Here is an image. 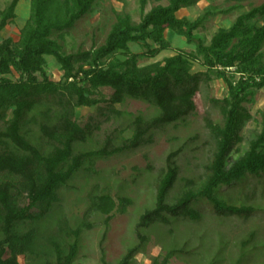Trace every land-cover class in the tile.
Instances as JSON below:
<instances>
[{"label": "trees", "instance_id": "1", "mask_svg": "<svg viewBox=\"0 0 264 264\" xmlns=\"http://www.w3.org/2000/svg\"><path fill=\"white\" fill-rule=\"evenodd\" d=\"M29 1L30 16L19 42L9 38L0 44V264H21V256L27 264H74L82 230H72L64 220L56 227L49 223L59 200L57 191L85 163L147 145L156 130L185 120L197 109L195 98L201 84L215 79L226 82L228 95L211 100L223 124L207 122L215 149L205 166V179L199 186L189 181L171 204L169 195L179 176L178 152L172 154L157 183L155 207L137 225L140 244L130 248L119 264H133L144 252L149 242L145 230L155 224L171 225L173 220H199L198 208L203 205L219 217H249L256 212L254 206L230 203L222 191L249 177L264 178V112L262 132L245 153H237L244 142L243 128L253 119L247 104L264 89V3L240 15L230 28H220L207 44L197 31L215 12L207 11L194 21L177 16L204 0H169L168 5H158L148 13L145 9L151 0H139V24L130 15L117 14L104 45L65 54L54 36L64 39L78 21L93 12L98 0ZM19 2L12 0L0 9V37L16 19ZM169 31L185 38L195 50H179L163 61L141 66V58H154L172 49ZM132 43L142 44L146 51L133 53ZM48 57L63 71L60 82L53 81L46 70ZM194 63L206 71L193 73ZM15 73L20 76L18 81L9 77ZM104 88L114 91L109 100L96 97ZM127 99L155 107L158 115L149 120L136 117L133 136L121 146H113L110 139L99 150L75 153V146L86 143L93 132L91 125L82 127L75 120L77 109L106 102L111 113L120 114L115 106ZM32 125L38 126V138L44 144L33 142ZM131 204V199L117 202L110 194L94 199L95 210L108 216L107 223L114 211L124 213ZM186 253L171 249L162 263L155 264H169ZM103 263L107 264L104 259Z\"/></svg>", "mask_w": 264, "mask_h": 264}, {"label": "rangeland", "instance_id": "2", "mask_svg": "<svg viewBox=\"0 0 264 264\" xmlns=\"http://www.w3.org/2000/svg\"><path fill=\"white\" fill-rule=\"evenodd\" d=\"M12 0H0L4 10ZM264 0H204L193 7L184 8L177 13L178 18L192 21L205 15L207 11L216 14L209 16L205 26L197 34L210 44L220 28H230L237 18L258 7ZM169 0H151L145 13L158 5H168ZM17 17L4 30L0 44L6 39L19 42L20 31L30 16V1L20 0L16 10ZM117 14H127L134 24L142 20L139 0H98L93 12L78 21L64 39L54 36L65 54L88 51L105 44L106 39L117 21ZM171 50L157 57H143L141 66L163 61L177 54L179 50L193 52L194 46L186 39L167 32ZM131 51L141 55L146 51L142 44H130ZM264 52V48H263ZM126 59L127 56L119 54ZM46 68L51 79L60 82L63 71L57 61L48 57ZM206 71L199 63H194L192 72ZM15 81L18 74L9 76ZM42 80V78H40ZM114 91L104 88L96 95L109 100ZM228 95L227 84L215 79L209 84H201L195 98L197 109L185 120L166 126L153 133V141L137 149L87 162L83 168L64 187L57 191L58 202L54 204L49 223L56 227L59 220L68 223L72 230L81 229L80 251L74 264H119L130 248L140 244L137 225L141 216L156 203L157 183L167 169L169 157H175L179 167L178 181L169 195L172 204L182 193L189 181L200 185L205 179V166L214 153V141L207 128V122L223 124V117L212 99H224ZM247 107L253 119L242 131L244 142L237 153H245L253 140L262 132V113L264 112V89L256 92L253 103ZM115 109L120 114L111 113L108 103L95 107H83L76 111L75 120L82 126H92V135L86 143L75 146V153L96 151L104 147L110 139L113 146H121L133 136V123L138 116L146 120L158 115V110L142 101L127 99ZM33 130V142L44 144L38 138L37 125ZM36 133V135H35ZM235 156H237L235 154ZM110 194L117 202L120 198L132 200L126 212L116 210L107 223L108 216L94 208V199ZM224 198L237 205H249L256 212L249 217H219L208 206L198 208L199 220H173L171 225L155 224L143 232L149 242L144 252L138 254L133 264L162 263L171 249H183L187 253L173 258L169 264H264V178L249 177L233 187L224 188ZM38 211V210H34ZM74 241V238H70ZM21 264H27L24 256Z\"/></svg>", "mask_w": 264, "mask_h": 264}]
</instances>
